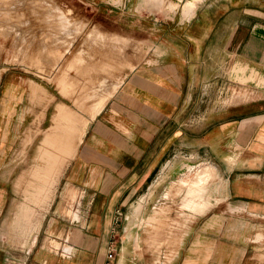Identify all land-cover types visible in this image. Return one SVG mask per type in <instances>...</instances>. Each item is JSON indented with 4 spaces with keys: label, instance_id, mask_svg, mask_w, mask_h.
I'll list each match as a JSON object with an SVG mask.
<instances>
[{
    "label": "crops",
    "instance_id": "1",
    "mask_svg": "<svg viewBox=\"0 0 264 264\" xmlns=\"http://www.w3.org/2000/svg\"><path fill=\"white\" fill-rule=\"evenodd\" d=\"M173 1L182 12L177 8L164 15L174 25L167 28L168 40H156L152 60L125 74L88 122L73 156L55 159L54 150L47 152L42 161L47 173L51 165L71 161L65 172L61 169L63 196L35 237L2 235V214L14 206L9 197L12 191L16 197V190L15 180L12 191L2 189L0 171V264H103L110 249L114 264L163 259L167 264H243L249 253L245 242L264 240V231L257 232L264 227V0ZM185 4L194 8L186 12ZM5 80L15 84L17 77ZM240 85L248 90L241 102L209 106L227 98L229 86ZM232 94L228 100L237 99ZM18 95L0 92V149H14L8 159L12 165L18 163L13 157ZM199 166L203 169L176 187L186 230L179 246L168 257L145 251L142 222L179 176ZM200 175V197L193 202L191 186ZM70 188L78 191L80 220L62 215ZM114 226L118 240H112ZM194 228L199 229L195 236ZM41 233L52 246L40 240Z\"/></svg>",
    "mask_w": 264,
    "mask_h": 264
},
{
    "label": "rangeland",
    "instance_id": "2",
    "mask_svg": "<svg viewBox=\"0 0 264 264\" xmlns=\"http://www.w3.org/2000/svg\"><path fill=\"white\" fill-rule=\"evenodd\" d=\"M154 1L0 0V74L6 70L0 81V92L18 91L21 99L18 109L21 121L18 119L16 125L18 147L13 153L18 163H8L14 149H0L2 189L12 191L15 180L16 190V197H12L13 191L9 197L11 201L15 199L14 206L8 205L2 214L6 219L3 236L28 240L40 232L42 220L47 219L46 215L50 217L55 200L63 196V176L71 161L64 167L51 165L50 177L42 163L47 152L54 150L55 159L59 155L65 156L66 160L72 157L80 143L71 135L72 115L74 119L80 118L81 122L90 121L92 111L96 113L111 97L129 70L152 60L150 50L156 40H168L167 28L174 25L163 17L177 8L182 12V7L173 0ZM188 7L193 5L185 4V11ZM10 75L17 77L15 84H8L5 80ZM116 80L118 84L110 85ZM232 92L237 96L236 100L227 99L234 96ZM247 93L243 85L240 88L229 86L228 97L211 100L209 106L241 102ZM6 107L8 109V105ZM71 142H74L75 150L72 148L67 152ZM57 167H60V172H57ZM202 169V166L195 167L187 170L185 176H179L151 213V217L156 219L149 220L150 217L142 222L145 226V251L168 257L172 249L177 244L179 246L186 230L184 214L179 211L181 198L175 194L176 187L180 179ZM201 177L191 186L193 202L200 197ZM64 195L62 215L66 219L80 220L78 191L70 188ZM26 212L29 213L28 220L22 216ZM32 223H36L34 228ZM263 231L264 227L257 228V232ZM198 232L199 229L194 228L193 236ZM111 235L112 240L119 239L115 226ZM39 237L40 240H49L52 246L51 238H45L43 233ZM250 241L245 242L249 253L243 264H264V240ZM113 253L114 264V250ZM163 263L168 262L166 259L151 262Z\"/></svg>",
    "mask_w": 264,
    "mask_h": 264
},
{
    "label": "bare ground",
    "instance_id": "3",
    "mask_svg": "<svg viewBox=\"0 0 264 264\" xmlns=\"http://www.w3.org/2000/svg\"><path fill=\"white\" fill-rule=\"evenodd\" d=\"M198 5V4H197ZM194 8V7H193ZM187 10H189V9H187ZM187 10H186V12H187ZM192 13H193V11L192 10H190ZM190 11H188V12H190ZM191 13V14H192ZM187 14V13H186ZM188 15V14H187ZM117 89V88H116ZM115 89V90H116ZM106 103V101L102 104V106L98 109V111L95 113V111L93 110L92 111V113H91V115H93L92 116V119H94L93 117L95 116V115H97V113L100 111V110H102L101 108L104 106V104ZM63 114V113H62ZM77 114V113H76ZM77 116V115H76ZM75 116V117H76ZM61 119H62V117H61ZM65 120H66V118H64ZM70 119V118H69ZM65 120H64V122H65ZM70 122V121H69ZM88 120H84L83 122H81V119L80 118H75L74 119V116L72 115V121H71V123H73V127H72V138H73V140H76V139H79V142L80 141H82L81 139H83L82 138V136H83V134H84V132H85V130H86V127H87V125H88ZM68 124V123H67ZM69 125V124H68ZM61 128V127H60ZM64 128V127H63ZM68 128H70V127H68ZM66 129V128H65ZM67 130V129H66ZM63 133V132H62ZM61 133V134H62ZM67 134V133H66ZM85 135V134H84ZM67 136V135H66ZM68 137V136H67ZM67 137H65V138H67ZM72 138H69V139H72ZM71 141V140H70ZM69 144V143H68ZM68 149H67V152L68 151H70V150H72V148L75 150V144H74V142H71V145L69 144V146L67 147ZM61 154V153H60ZM60 156V155H59ZM59 158H61V157H59ZM47 162V161H46ZM45 162V163H46ZM58 163V162H57ZM54 169V168H53ZM48 173L51 175V173H50V171H48ZM51 177V176H50ZM56 180H57V178H56ZM56 180H55V182H56ZM71 197V196H70ZM38 204V203H37ZM23 216V218L24 219H27V218H29V213H25V214H23L22 215ZM28 220V219H27ZM31 220V219H30ZM35 225H36V223H32V227L34 228L35 227Z\"/></svg>",
    "mask_w": 264,
    "mask_h": 264
},
{
    "label": "built area",
    "instance_id": "4",
    "mask_svg": "<svg viewBox=\"0 0 264 264\" xmlns=\"http://www.w3.org/2000/svg\"><path fill=\"white\" fill-rule=\"evenodd\" d=\"M119 217H120V213L117 211L116 212V220H115V223L118 222ZM111 232L113 233V229H112ZM113 260H114V253H113V250L110 249L109 252L106 254V258H105V261H104L103 264H113Z\"/></svg>",
    "mask_w": 264,
    "mask_h": 264
}]
</instances>
